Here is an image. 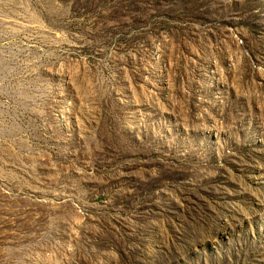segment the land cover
<instances>
[{
  "label": "rangeland",
  "instance_id": "1",
  "mask_svg": "<svg viewBox=\"0 0 264 264\" xmlns=\"http://www.w3.org/2000/svg\"><path fill=\"white\" fill-rule=\"evenodd\" d=\"M0 264H264V0H0Z\"/></svg>",
  "mask_w": 264,
  "mask_h": 264
}]
</instances>
